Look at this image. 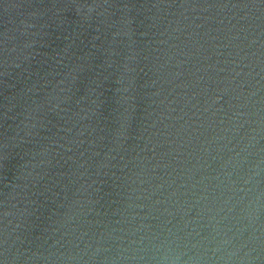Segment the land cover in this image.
Instances as JSON below:
<instances>
[{"label":"water","instance_id":"water-1","mask_svg":"<svg viewBox=\"0 0 264 264\" xmlns=\"http://www.w3.org/2000/svg\"><path fill=\"white\" fill-rule=\"evenodd\" d=\"M177 252L264 264V0H0V264Z\"/></svg>","mask_w":264,"mask_h":264},{"label":"clouds","instance_id":"clouds-1","mask_svg":"<svg viewBox=\"0 0 264 264\" xmlns=\"http://www.w3.org/2000/svg\"><path fill=\"white\" fill-rule=\"evenodd\" d=\"M232 244L231 240H224L222 241L217 248H215L214 254L216 252H222L224 255L221 256V259L231 260L233 257H237L240 251L239 248H234L232 251H228V246ZM183 253L177 252V254L169 260L167 256H165V264H181V256ZM183 264H188V261H184Z\"/></svg>","mask_w":264,"mask_h":264}]
</instances>
